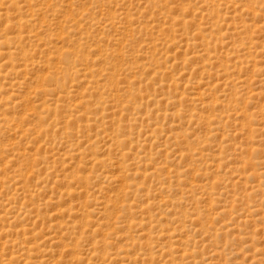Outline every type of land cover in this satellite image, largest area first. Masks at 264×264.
I'll list each match as a JSON object with an SVG mask.
<instances>
[{
    "label": "rangeland",
    "instance_id": "374dc122",
    "mask_svg": "<svg viewBox=\"0 0 264 264\" xmlns=\"http://www.w3.org/2000/svg\"><path fill=\"white\" fill-rule=\"evenodd\" d=\"M0 264H264V0H0Z\"/></svg>",
    "mask_w": 264,
    "mask_h": 264
}]
</instances>
